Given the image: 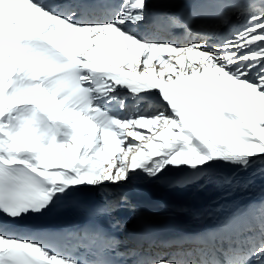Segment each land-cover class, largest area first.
I'll list each match as a JSON object with an SVG mask.
<instances>
[{
  "label": "snow or ice",
  "instance_id": "6c2138e0",
  "mask_svg": "<svg viewBox=\"0 0 264 264\" xmlns=\"http://www.w3.org/2000/svg\"><path fill=\"white\" fill-rule=\"evenodd\" d=\"M0 264H264V0H0Z\"/></svg>",
  "mask_w": 264,
  "mask_h": 264
},
{
  "label": "bare ground",
  "instance_id": "6f19581e",
  "mask_svg": "<svg viewBox=\"0 0 264 264\" xmlns=\"http://www.w3.org/2000/svg\"><path fill=\"white\" fill-rule=\"evenodd\" d=\"M224 196V193L221 191H216L209 189L207 191H201L193 193L192 191H164L160 189H146L142 194L140 199L143 202L149 204H160L164 202H173L177 204H185L197 209H205L209 207H215L218 203H225L224 199H221ZM182 217L183 220L189 221L191 224L194 225H201L199 222L193 221L188 217ZM172 219H166L161 221L160 224L163 222L169 223ZM210 223V221L208 222ZM193 231V230H191ZM167 239V238H166Z\"/></svg>",
  "mask_w": 264,
  "mask_h": 264
},
{
  "label": "rangeland",
  "instance_id": "374dc122",
  "mask_svg": "<svg viewBox=\"0 0 264 264\" xmlns=\"http://www.w3.org/2000/svg\"><path fill=\"white\" fill-rule=\"evenodd\" d=\"M217 191V190H216Z\"/></svg>",
  "mask_w": 264,
  "mask_h": 264
}]
</instances>
